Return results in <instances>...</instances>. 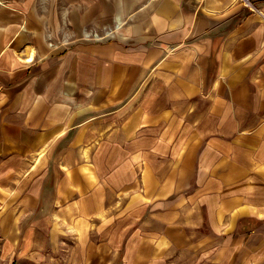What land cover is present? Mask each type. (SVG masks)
<instances>
[{
    "label": "crops",
    "instance_id": "obj_1",
    "mask_svg": "<svg viewBox=\"0 0 264 264\" xmlns=\"http://www.w3.org/2000/svg\"><path fill=\"white\" fill-rule=\"evenodd\" d=\"M0 264H264V0H0Z\"/></svg>",
    "mask_w": 264,
    "mask_h": 264
},
{
    "label": "rangeland",
    "instance_id": "obj_2",
    "mask_svg": "<svg viewBox=\"0 0 264 264\" xmlns=\"http://www.w3.org/2000/svg\"><path fill=\"white\" fill-rule=\"evenodd\" d=\"M123 26H124V24H122L121 28L116 31V38L114 40H116L117 37L119 36V33H120L121 29L123 28ZM68 27H69V21L66 18H63L61 20L58 39L55 41L53 39V36L49 32V33H47V40H49L48 43H50V42L56 43L57 47L59 46L58 48H60V45L69 44V43L73 44L75 42H81L80 40L83 39L82 36L84 37V32H88L91 35L89 38H91V37H94L95 34H98L99 36L103 37L105 35V33H107L109 30H115V25L113 23L105 24L102 26L90 25V26L81 27L79 29V31L77 33L73 34L72 36L71 35L67 36V35H65V32H67ZM60 30H63V32H61ZM89 31H91V32H89ZM111 41H113V40H111ZM87 43H90V42H87ZM104 43H107V42H104ZM53 49H56V48H53ZM43 235L45 236L44 232H43Z\"/></svg>",
    "mask_w": 264,
    "mask_h": 264
},
{
    "label": "built area",
    "instance_id": "obj_3",
    "mask_svg": "<svg viewBox=\"0 0 264 264\" xmlns=\"http://www.w3.org/2000/svg\"><path fill=\"white\" fill-rule=\"evenodd\" d=\"M246 3H248V0H243ZM124 21L120 18V16L115 17L113 24L115 25V30H109L107 33H105V35L103 37L99 36L98 34H95L94 37L89 38L91 35L88 32H84V37L82 36V40H80L81 42H90V43H104V42H109L111 40H114L116 38V31L118 29L121 28V25L124 24ZM91 32V31H89ZM49 41V40H48ZM66 43V42H65ZM54 45L53 48H57V44L56 43H49V45ZM69 44H64V45H60V47H66L69 46ZM59 47V46H58Z\"/></svg>",
    "mask_w": 264,
    "mask_h": 264
},
{
    "label": "bare ground",
    "instance_id": "obj_4",
    "mask_svg": "<svg viewBox=\"0 0 264 264\" xmlns=\"http://www.w3.org/2000/svg\"><path fill=\"white\" fill-rule=\"evenodd\" d=\"M48 45H49V43H48ZM50 46V45H49ZM54 45L52 44L50 47H53ZM25 59H26V57H25Z\"/></svg>",
    "mask_w": 264,
    "mask_h": 264
}]
</instances>
